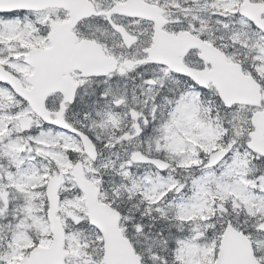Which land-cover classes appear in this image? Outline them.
I'll use <instances>...</instances> for the list:
<instances>
[{"label": "snow or ice", "instance_id": "1", "mask_svg": "<svg viewBox=\"0 0 264 264\" xmlns=\"http://www.w3.org/2000/svg\"><path fill=\"white\" fill-rule=\"evenodd\" d=\"M0 264H264V0H0Z\"/></svg>", "mask_w": 264, "mask_h": 264}]
</instances>
